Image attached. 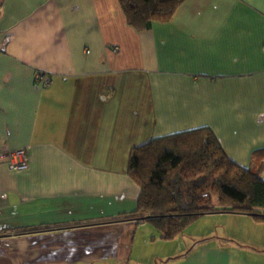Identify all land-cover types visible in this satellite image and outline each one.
Returning <instances> with one entry per match:
<instances>
[{"label": "crops", "instance_id": "obj_1", "mask_svg": "<svg viewBox=\"0 0 264 264\" xmlns=\"http://www.w3.org/2000/svg\"><path fill=\"white\" fill-rule=\"evenodd\" d=\"M201 127L244 167L264 149V0H185L143 31L119 0H0L1 143L30 147L0 163V264H264L248 214L171 240L119 219L132 148Z\"/></svg>", "mask_w": 264, "mask_h": 264}, {"label": "trees", "instance_id": "obj_2", "mask_svg": "<svg viewBox=\"0 0 264 264\" xmlns=\"http://www.w3.org/2000/svg\"><path fill=\"white\" fill-rule=\"evenodd\" d=\"M119 1L128 24L143 31L154 21H169L185 0ZM263 168L264 149L244 167L227 156L210 127L153 138L130 152L128 174L139 185L140 195L137 209L119 219L147 221L165 240L211 213L264 219ZM30 231L36 230L17 234Z\"/></svg>", "mask_w": 264, "mask_h": 264}, {"label": "built area", "instance_id": "obj_3", "mask_svg": "<svg viewBox=\"0 0 264 264\" xmlns=\"http://www.w3.org/2000/svg\"><path fill=\"white\" fill-rule=\"evenodd\" d=\"M37 81L44 80L45 83H50L51 78L45 77L42 71H39L36 76ZM30 147L11 148L8 145L1 143L0 136V163H7L15 170H25L29 167Z\"/></svg>", "mask_w": 264, "mask_h": 264}, {"label": "rangeland", "instance_id": "obj_4", "mask_svg": "<svg viewBox=\"0 0 264 264\" xmlns=\"http://www.w3.org/2000/svg\"><path fill=\"white\" fill-rule=\"evenodd\" d=\"M208 216H210V215H208V214H207V216L205 215V218H207ZM202 218H203V216H202ZM194 222H192L189 225L190 227L188 226L189 232H196V230L207 231L208 229H209V231H212L213 229H215V226H217L218 223H221L222 225H228L225 222V219L220 220V221L219 220H212V219H208V220L207 219H205V220L201 219L197 223H194ZM233 223H235L234 225H237L236 222H233ZM239 223L243 226V224L241 222H239ZM223 238H225V237H223ZM223 243H225V242H223ZM225 244H227V243H225ZM227 250H229V248H227ZM233 254H235V256L238 257L237 260H239L240 255H242L241 253H235V252H233ZM236 257H235V259H236ZM263 259H264V256L261 258V260H263ZM178 261H180V259H174V261H172V262L176 263ZM233 261H234V259H233ZM241 263L242 264H259V262H257V260H255V259H252L251 261L246 259L245 261H243Z\"/></svg>", "mask_w": 264, "mask_h": 264}]
</instances>
